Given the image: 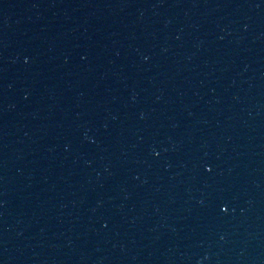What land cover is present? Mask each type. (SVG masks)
Listing matches in <instances>:
<instances>
[{
  "label": "water",
  "instance_id": "95a60500",
  "mask_svg": "<svg viewBox=\"0 0 264 264\" xmlns=\"http://www.w3.org/2000/svg\"><path fill=\"white\" fill-rule=\"evenodd\" d=\"M0 264H264V0H0Z\"/></svg>",
  "mask_w": 264,
  "mask_h": 264
}]
</instances>
